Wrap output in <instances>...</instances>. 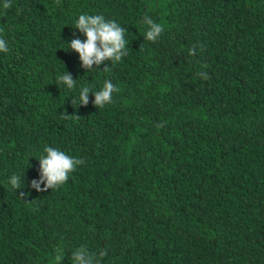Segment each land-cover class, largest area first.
<instances>
[{
  "label": "trees",
  "instance_id": "1",
  "mask_svg": "<svg viewBox=\"0 0 264 264\" xmlns=\"http://www.w3.org/2000/svg\"><path fill=\"white\" fill-rule=\"evenodd\" d=\"M3 3L0 264H55L57 249L71 264L81 246L101 264H264V0ZM85 13L127 29L122 62L81 66L68 44ZM145 15L164 27L154 43ZM67 71L74 90L56 84ZM105 80L113 104L72 106ZM45 146L85 163L39 192Z\"/></svg>",
  "mask_w": 264,
  "mask_h": 264
},
{
  "label": "clouds",
  "instance_id": "2",
  "mask_svg": "<svg viewBox=\"0 0 264 264\" xmlns=\"http://www.w3.org/2000/svg\"><path fill=\"white\" fill-rule=\"evenodd\" d=\"M59 4V0H56ZM11 7V0H4L3 8ZM19 11V10H18ZM142 22L148 26L145 34L147 41L156 42L162 35L164 27L161 23L155 22L149 15L143 17ZM75 29H78L86 39H72L68 44L69 49L79 54L81 66L87 72L99 69L100 65L106 61L111 64L122 62L123 58L128 55V40L126 38L127 29L122 27L115 20H108L102 14H81L75 22ZM9 51L7 41L0 38V53ZM196 47L190 49V55H195ZM97 66L95 69L93 66ZM206 67V65H205ZM109 67H105L103 71H107ZM198 76L209 79L206 72L197 73ZM56 84L60 87L65 86L67 90H74L77 85V79L67 71L63 75L56 76ZM119 89L110 80H105L103 87L98 91H93L92 86H83L79 90V95L74 96L71 100L72 106H87L89 104V93L94 94V106L97 109H103L107 105L114 103L113 94ZM71 117L66 114V117ZM43 153L39 158V179L31 181V187L39 192H45L48 189L56 190L67 183L69 176L76 171L77 166L83 165L85 161L66 154L58 148L45 146ZM22 177L12 174L8 180L11 188L14 190L21 189ZM41 185H44L42 188ZM21 192L20 196L24 197ZM107 255L106 251L99 253V258L95 253H91L87 247L81 246L71 253V264H101V259ZM62 250L57 249L55 255V264H62L64 260Z\"/></svg>",
  "mask_w": 264,
  "mask_h": 264
}]
</instances>
